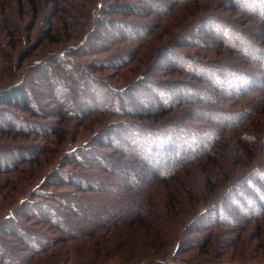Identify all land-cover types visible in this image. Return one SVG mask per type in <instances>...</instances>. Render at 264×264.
I'll return each mask as SVG.
<instances>
[{"label":"trees","instance_id":"1","mask_svg":"<svg viewBox=\"0 0 264 264\" xmlns=\"http://www.w3.org/2000/svg\"><path fill=\"white\" fill-rule=\"evenodd\" d=\"M1 179L0 264H264V0H0Z\"/></svg>","mask_w":264,"mask_h":264},{"label":"rangeland","instance_id":"2","mask_svg":"<svg viewBox=\"0 0 264 264\" xmlns=\"http://www.w3.org/2000/svg\"><path fill=\"white\" fill-rule=\"evenodd\" d=\"M140 30L139 29H137V30H132V29H128V33L129 34H138V33H140L139 32ZM104 32H105V34H114V33H116V32H119V30L117 29V28H115V30L113 29L112 31L111 30H105L104 29ZM163 65L165 64L163 61L161 62ZM161 64V65H162ZM144 87H146V86H140V89H144ZM126 96H127V94H129V93H127V92H125L124 93ZM164 94V97H166V99L167 98H169L172 94H171V92H164L163 93ZM140 98H141V100L142 101H140V102H142L141 104H143L144 102L143 101H145V99H144V97L143 96H139ZM139 99V98H138ZM131 104H133L132 102H130ZM135 103V102H134ZM115 135V134H114ZM113 137V136H112ZM114 137H116V136H114ZM117 170H122V168L121 167H118L117 168ZM2 181V179L0 180V182ZM118 183H116V185H117ZM15 188H14V190L13 191H10L9 193H8V199L7 200H9V199H11V197L15 194V192H18L19 190H21V187L20 186H14ZM6 188H9V187H6ZM6 188H5V190H6ZM8 192V191H7ZM181 194V193H180ZM1 197V196H0ZM98 198V197H97ZM180 198L181 197H179V195H178V193H177V199H179V202H182L181 200H180ZM100 200H102V197H100L99 198ZM104 200V199H103ZM2 200H1V198H0V204H1V206H0V212H1V207H3V205H5L6 203H11V202H1ZM98 202H100L99 200H98ZM96 210H97V208H96ZM100 211V212H99ZM101 213V210L98 208V210L96 211V213ZM99 217H100V215H99ZM169 232V231H168ZM170 234L171 233H168V235H167V237H169L170 236ZM222 237V236H221ZM218 239H219V237H216V239H215V241H214V244H217L216 242L218 241ZM220 240V239H219ZM214 248H216V246L214 247ZM215 251H217V249H214ZM214 250H212V255L215 253L214 252Z\"/></svg>","mask_w":264,"mask_h":264}]
</instances>
